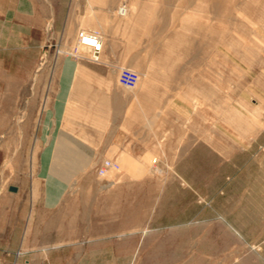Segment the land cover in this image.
Segmentation results:
<instances>
[{
    "label": "rangeland",
    "instance_id": "rangeland-1",
    "mask_svg": "<svg viewBox=\"0 0 264 264\" xmlns=\"http://www.w3.org/2000/svg\"><path fill=\"white\" fill-rule=\"evenodd\" d=\"M79 247L264 264V0H0V264Z\"/></svg>",
    "mask_w": 264,
    "mask_h": 264
},
{
    "label": "built area",
    "instance_id": "built-area-1",
    "mask_svg": "<svg viewBox=\"0 0 264 264\" xmlns=\"http://www.w3.org/2000/svg\"><path fill=\"white\" fill-rule=\"evenodd\" d=\"M86 34L87 33H85V32H80L79 33V42L82 45H85V46H88V47L90 46L92 48V55L95 56L96 53H98V50L100 48L99 37L97 35L92 34V35L95 36L96 42H95V45H90V44H87L86 41L84 40ZM89 34H91V33H89ZM137 80H138L137 73L134 72L131 69H128V68H123L120 71L119 76H118V82L122 86H125V87H134V85L137 83ZM111 166H112L111 161L105 160L103 162V167H101V170L104 171V169L106 167H111Z\"/></svg>",
    "mask_w": 264,
    "mask_h": 264
},
{
    "label": "crops",
    "instance_id": "crops-1",
    "mask_svg": "<svg viewBox=\"0 0 264 264\" xmlns=\"http://www.w3.org/2000/svg\"><path fill=\"white\" fill-rule=\"evenodd\" d=\"M102 49H103V55H102V62L103 63H111L113 60H111L110 58H109V56L108 55H106L109 51H110V49H111V46H105V44H103L102 45ZM106 50V51H105ZM105 52H106V54H105ZM105 91H111L110 89H106ZM106 95H109V93H105ZM64 246V245H63ZM76 254H78V256H79V260H78V264H83V258L85 257V255H86V251H85V249L84 250H82V249H80V247L78 248V250H77V252H76Z\"/></svg>",
    "mask_w": 264,
    "mask_h": 264
},
{
    "label": "bare ground",
    "instance_id": "bare-ground-1",
    "mask_svg": "<svg viewBox=\"0 0 264 264\" xmlns=\"http://www.w3.org/2000/svg\"><path fill=\"white\" fill-rule=\"evenodd\" d=\"M84 40L86 41L87 44H90V45H95V42H96V38L92 34H89L88 36H86Z\"/></svg>",
    "mask_w": 264,
    "mask_h": 264
}]
</instances>
